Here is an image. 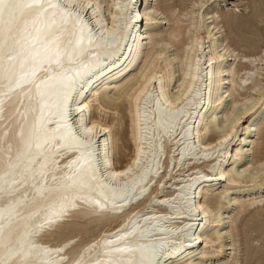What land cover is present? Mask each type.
<instances>
[{"label": "bare ground", "instance_id": "6f19581e", "mask_svg": "<svg viewBox=\"0 0 264 264\" xmlns=\"http://www.w3.org/2000/svg\"><path fill=\"white\" fill-rule=\"evenodd\" d=\"M159 1L76 0L93 7L79 9L87 48L80 60L88 67L73 65L80 76L73 93L77 103L70 108L84 107L69 122L83 113L80 122L96 126L97 166L101 156L107 163V171L98 175L131 168L111 187L135 184V191L127 202L109 203L105 211L69 214L36 241L51 248L67 245L65 254L79 259L82 253L88 264L103 258L99 249L83 252L89 244L103 245L135 227L137 234L148 230L141 243L163 245L160 264H241L237 222L264 206V195L259 196L264 188L259 182L264 177V48H253L244 35L230 45L221 26V2L239 8L246 0H179L181 5L164 9ZM162 23L168 24L164 31ZM109 33L116 34L115 42L102 46L100 37L110 38ZM242 43L248 51L240 50ZM44 67L49 72L42 69L38 77L56 66ZM166 110L179 116L168 127ZM51 119L48 127L55 128L59 118ZM6 123L0 122V131ZM61 152L57 147L56 164H49L57 174L75 158ZM253 185L257 190H245L247 197L236 193L230 210H223L231 189ZM31 194L25 195L30 199Z\"/></svg>", "mask_w": 264, "mask_h": 264}, {"label": "snow or ice", "instance_id": "6c2138e0", "mask_svg": "<svg viewBox=\"0 0 264 264\" xmlns=\"http://www.w3.org/2000/svg\"><path fill=\"white\" fill-rule=\"evenodd\" d=\"M92 7L76 0H0V122L7 121L0 131V264H84L82 253L71 259L65 254L67 245L46 247L37 243V235L77 211L96 214L109 203L127 202L128 193L135 191V184L111 187L131 168L98 175L101 169L107 171V163L101 156L97 166L96 126L80 122L83 113L80 120L69 122L70 115L84 107L70 108L77 103L73 93L80 76L73 65L88 67L80 60L87 48L79 9ZM109 37H100L102 46L115 42V33ZM53 64L51 74L38 77L42 69L49 72L45 65ZM52 116L59 118L55 128L48 127ZM178 119L171 110L163 113L166 127ZM57 147L63 149L61 156L75 154L60 174L49 167L56 164L52 153ZM134 163L139 166L141 160ZM29 190L30 199L25 195ZM146 239L148 230L137 234L134 227L103 245L89 244L83 252L99 249L103 257L88 264H160L163 245L141 243Z\"/></svg>", "mask_w": 264, "mask_h": 264}, {"label": "rangeland", "instance_id": "374dc122", "mask_svg": "<svg viewBox=\"0 0 264 264\" xmlns=\"http://www.w3.org/2000/svg\"><path fill=\"white\" fill-rule=\"evenodd\" d=\"M159 2H161L159 4L161 7L163 6V9L166 8L167 5H181L179 0H171L168 3H165V0H160ZM152 5H154V0ZM221 7L220 14L223 15L220 20L223 24L221 26H225L223 31H225V36L228 37L230 45L235 46L240 37L244 35L248 41H250L253 48L258 50L262 47L264 48V0H246L242 5L239 4V8L233 7L230 2L229 4L228 2H221ZM180 8L182 9L183 7ZM167 28L168 24L162 23L160 29L164 31ZM238 45L240 50L248 51L244 43ZM172 53L173 51L170 52V54ZM245 133L246 131H243L242 135ZM252 137H254V134L251 138ZM262 143L264 147V126ZM242 145L246 146L245 143ZM246 178L248 179L250 176H246ZM259 182L260 185H264V177L260 179ZM255 187L256 186L253 185L252 188L231 189L228 194H226L227 197L224 200L225 207L223 210H230L229 208H231V206L229 205V201L232 197H235L236 193H243L244 196H246L247 192L245 193L244 191L252 189L257 190ZM260 191L262 192L259 196L264 195V188ZM244 196L242 195V197ZM236 227L237 229L234 234L237 236L239 242V257L241 258V264H264V206L260 211H255L254 209L253 211L244 213L239 218Z\"/></svg>", "mask_w": 264, "mask_h": 264}]
</instances>
